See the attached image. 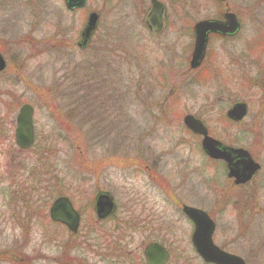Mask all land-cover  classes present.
Here are the masks:
<instances>
[{"label":"rangeland","instance_id":"rangeland-1","mask_svg":"<svg viewBox=\"0 0 264 264\" xmlns=\"http://www.w3.org/2000/svg\"><path fill=\"white\" fill-rule=\"evenodd\" d=\"M158 1L165 12L157 34L146 25L151 0H87L74 12L64 0H0V53L8 64L0 76V253L15 259L2 258L0 264H103L97 254H88L90 261L81 256L83 245L104 226L93 210L101 192L115 199L120 218L131 211L128 219L142 221L152 209V241L176 243L169 264H184V256L204 264L194 260L192 226L183 220L182 205L214 213L219 206L221 221L230 219L234 206H244L251 216V242L237 240L234 249L245 253L247 264H264V126L255 134L249 132L255 123L251 116L239 125L226 120L234 100L249 97L242 84L253 81L257 71L236 85L212 75L203 82V69L186 74L194 25L214 18L223 5L219 0ZM228 3L249 8L243 36L264 33V0ZM92 12L99 24L84 43L80 36ZM217 46L214 42L211 54ZM255 60L264 72V60ZM24 104L35 110L42 146L51 147L45 153L58 174L56 193L68 195L82 213L74 239L50 221L51 198L32 179L24 181L36 162L34 151L22 153L15 145L13 120ZM90 109L95 115L89 120ZM187 114L202 120L225 145L249 149L262 166L245 192L253 195L246 205L227 170L203 154L200 139L184 126ZM21 194L33 202L23 197L24 203ZM26 206L33 208L25 211ZM158 228H172V234ZM149 239L133 242L146 245Z\"/></svg>","mask_w":264,"mask_h":264},{"label":"flooded vegetation","instance_id":"flooded-vegetation-1","mask_svg":"<svg viewBox=\"0 0 264 264\" xmlns=\"http://www.w3.org/2000/svg\"><path fill=\"white\" fill-rule=\"evenodd\" d=\"M220 3L223 5L222 9H220V12L214 15V18L203 19L200 22L217 21L224 25L235 24L237 26L236 28L237 30L232 33H226V34H223L221 32L209 33L205 57L203 58V60L200 61V64L196 67V69H194L192 67V59L195 49V32L193 27L192 34L194 38V43L191 47L193 51L187 69L188 71L186 72V74L196 73V75H198L199 72L203 69L200 79L203 82L207 83L209 81L208 78L210 77V75H212L211 76L212 80L216 79L217 81L219 80L223 82L227 79L230 82V84L236 85V82L240 81L239 83H242L244 77L246 79L249 72H252L253 70L257 71V75L253 78V81L244 82L245 84H242L243 87H248V89H245V92L249 97L245 101L234 100L231 108L226 113V120L227 123H229L230 125L232 124L239 125L240 123L244 122L249 116H251V120L255 123H250L249 132H254L255 134H258L257 131L260 128V125L264 126V72L258 69L261 67V65L257 66V63H259L260 61L255 60V57H259L261 60L262 59L264 60V33L256 37L247 36V35L243 36L242 30L244 29V22L246 21V18L248 16L249 8L247 6L244 7L243 9L237 8L235 6L232 7L231 5H229L228 0L226 2H220ZM227 16H233L234 19L228 18ZM214 42H217L218 46L215 48L214 53L211 54V46L213 45ZM121 67L122 66L118 68V71L121 70ZM208 67L213 68V71H208ZM225 68H228V70H226ZM255 91L257 92L255 93ZM251 98H254L255 101H252ZM238 106H244L245 118L243 117L244 119L241 120L240 122L239 121L235 122L236 120L233 121L228 118V113ZM92 112L93 111L90 109V113L87 117L89 120L95 115ZM260 135H257V137ZM194 136L200 139V145L202 149V137L196 135ZM230 147L234 149H240L246 151L250 155V157L253 160H255L253 154L249 149H245L242 147H234V146H230ZM234 163L238 164L239 167L240 166L242 167L241 159L238 158L237 156H234ZM257 177H258V173H255V177L254 178L252 177L245 185H240V186L235 185L236 189H239L244 193L241 196L238 195V197H240L241 201L245 202V205L247 204V202H250L251 199H253L252 194H248L245 192L248 191L247 189L249 186L252 187L251 184H253L256 181ZM30 179L31 177H25L24 181L28 183ZM251 189L252 188H250V191ZM100 194L101 193H99L94 199L93 209L95 210L97 221L104 224V226L101 229V231L97 233L94 239L90 238V240L83 245L84 252L81 253L83 259L90 261L87 255L97 254L101 258L103 264L106 263L109 264V262H112L111 264H124V263L128 264L130 262H132V264H134V262L137 264L140 263L147 264L145 257L146 248L152 243H159L168 251L171 260L172 257L171 246L172 245L175 246L176 243L173 242L172 239H169L170 241L167 244L160 243L156 238L154 239V241H152V229H155L152 228V209L150 211V215L142 219V221H140V217H138L137 222L133 221L132 219H128L130 216L127 217V215L130 214L131 211L127 212L128 214L125 213V216L123 218H120L116 216L117 206L115 203V199L111 196L110 199L115 207L114 210L112 211L106 210L105 213L102 214L100 217L96 209V199ZM21 195H22L21 200L24 203L26 202L23 197H26L30 203L33 202L29 194L26 195L21 194ZM219 197L220 195L217 196V198ZM36 199L38 200V198ZM235 201L238 202V199H236ZM184 206L185 205L181 206L180 213L184 217L183 219L184 222L192 226L190 244L196 256L194 260L197 259L198 261H201L204 264H213V263H206L203 260V258L197 253L192 241V236L195 231V224L192 220H190V218H188V216L185 215L183 210ZM243 207L244 206L241 207L242 209H236L234 206L233 209L230 211V216H229L230 219L228 221L225 220L221 221V214L223 213L224 209L221 210L222 208L220 209L219 206L217 207V212L215 213L212 211L209 212L205 210L203 211L206 212V214L214 224V233L212 236L213 244L225 254L233 257H238L244 262V264H247L248 258L245 255V253L244 254L239 253L234 249L236 248L234 246L237 243V240L245 241L247 245L250 244L251 242V238H250V234H252L251 226H250L251 216H249L248 214L249 209H244ZM28 208L29 206H26L24 210L27 211ZM80 214L82 215L81 212ZM82 222H81V226H82ZM59 226L63 227L61 225ZM171 229L168 228L165 230H160L158 228V231L168 232V235H171L172 234ZM143 236H147L150 238L148 244L146 245L145 243L136 244L135 242H133L136 239V237H139V239H141ZM75 237H77V235L71 234L72 239H74ZM133 243H135L137 247L134 246L133 249L132 248L130 249L131 245L133 246ZM181 259L184 260L183 262L184 264H193L191 262V260H193L191 257L187 258L186 256H184ZM85 264H89V263L85 262Z\"/></svg>","mask_w":264,"mask_h":264},{"label":"water","instance_id":"water-1","mask_svg":"<svg viewBox=\"0 0 264 264\" xmlns=\"http://www.w3.org/2000/svg\"><path fill=\"white\" fill-rule=\"evenodd\" d=\"M69 10L84 7L86 0H65ZM226 1V0H221ZM165 7L158 0H152V10L148 17L147 23L152 32H160L162 30V15ZM234 19L233 16H227ZM98 16L92 14L88 20L85 35L89 36L94 30ZM229 26V27H228ZM235 24L222 25V23L214 21L200 22L195 26L196 42L192 59V67L196 68L200 61L204 58L208 34L211 32H221L223 34L234 32L237 29ZM6 69V62L0 54V73ZM34 110L29 105H24L17 118L16 143L22 150H28L34 144V127H33ZM245 115L244 106H238L228 113V116L234 120H241ZM185 125L196 134L204 136L203 148L207 155L214 160H223L228 163L230 172L229 177L237 179V184L246 183L252 175L259 169L248 157L246 152L238 151L243 156L246 155L247 162H244L243 170L235 171L232 168L233 154L235 151L221 148V144L208 136L206 128L192 117H187L184 121ZM245 157V156H244ZM96 209L101 217L106 210L113 209V203L109 196L100 195L97 199ZM184 213L195 223L196 229L193 235V244L199 255L207 263L213 264H244L238 258L225 254L219 250L212 241L214 233V224L206 213L201 210L184 207ZM50 218L55 222L66 225L72 232L76 233L80 224V216L73 208L68 198L62 197L57 199L51 209ZM145 256L148 264H167L169 253L159 244H151L146 248Z\"/></svg>","mask_w":264,"mask_h":264},{"label":"trees","instance_id":"trees-1","mask_svg":"<svg viewBox=\"0 0 264 264\" xmlns=\"http://www.w3.org/2000/svg\"><path fill=\"white\" fill-rule=\"evenodd\" d=\"M42 142H40V139L38 137V142L36 146L34 147V152L36 153V162L34 167L31 169V178L32 183L36 187L38 191L44 192L45 195L49 196L50 198H53L56 194L61 195V193H56L57 186L55 185L56 180L58 179V174L55 169L52 167V161L50 158V154H47L45 152H48L51 147H43ZM48 150V151H47ZM61 183V181H60ZM59 183V185H60ZM59 188V187H58ZM31 190V189H30ZM35 193L37 191H34ZM51 201V199H50ZM8 259L14 261L15 259L11 258V255L9 254H3L0 253V260Z\"/></svg>","mask_w":264,"mask_h":264}]
</instances>
